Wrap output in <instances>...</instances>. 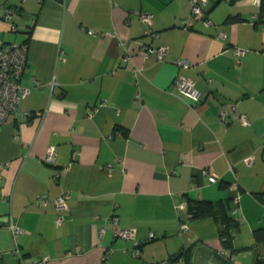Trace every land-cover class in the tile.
Segmentation results:
<instances>
[{"label": "crops", "instance_id": "crops-1", "mask_svg": "<svg viewBox=\"0 0 264 264\" xmlns=\"http://www.w3.org/2000/svg\"><path fill=\"white\" fill-rule=\"evenodd\" d=\"M197 2L207 26L190 0H0L13 10L0 45L27 43L29 89L0 128V264H264V0ZM178 76L200 103L174 90ZM63 193V211L38 203ZM189 198L237 208L229 249L213 218L180 234ZM128 228L134 240L114 235Z\"/></svg>", "mask_w": 264, "mask_h": 264}, {"label": "built area", "instance_id": "built-area-1", "mask_svg": "<svg viewBox=\"0 0 264 264\" xmlns=\"http://www.w3.org/2000/svg\"><path fill=\"white\" fill-rule=\"evenodd\" d=\"M191 5V19L202 21L204 25H208L209 21L205 19L204 13L201 6L197 0H190ZM13 13L12 9H5L0 12V18L4 20H9ZM140 20L149 28L153 23V16L150 13H141L139 15ZM185 26H189L191 23L188 20L184 22ZM12 29H14L12 27ZM86 33L91 37H96L98 35L102 36V33H96L92 30H87ZM150 34V33H147ZM122 45L125 46L126 42L122 41ZM168 48L165 46H160L152 48L150 46H143V55L145 57L154 53L159 60H163ZM237 55H241L243 52L239 49L236 51ZM183 62L177 61V65H182ZM27 68V43H8L0 45V128L7 120L8 116L14 114L22 100L29 93V89L23 88L20 86V78L24 71ZM174 90L180 94L184 99L189 100L193 103H200V92L197 90L195 83L183 76H178L173 81ZM229 109H234L233 106H229ZM228 111L222 110L220 112V119L225 121ZM238 120L241 125H248L247 117L244 114L238 116ZM55 160V150L53 147L48 148L44 161L47 164H52ZM253 158L250 157L247 159V163H251ZM203 175H205L209 182L214 183L216 181V176L210 172L208 169L202 170ZM68 199V194L63 193L62 195L54 198L52 200H45L43 198L38 199L39 204L51 203L58 211H63L65 209L66 200ZM236 203V201L234 202ZM177 209L181 212L186 211V203H181L177 206ZM237 213V208H233V214ZM111 220L114 224L117 223V217H111ZM63 222V217L59 214L56 219V224L59 225ZM3 223L0 222V227ZM9 228L12 233L15 234L18 231V227L14 222H9ZM188 230V224L181 221L179 223V232L184 233ZM114 235L117 238L124 240H134L136 236V231L134 228L128 229H116L114 230ZM149 239L154 238V234H149ZM136 245V243H135ZM111 250L104 254V258H107L111 254ZM140 254L139 249L137 248L134 252V257H138ZM222 256L229 257L228 252L222 250L220 252ZM45 258L42 260L44 261ZM38 264V263H37Z\"/></svg>", "mask_w": 264, "mask_h": 264}, {"label": "trees", "instance_id": "trees-1", "mask_svg": "<svg viewBox=\"0 0 264 264\" xmlns=\"http://www.w3.org/2000/svg\"><path fill=\"white\" fill-rule=\"evenodd\" d=\"M260 18L264 19V3H262ZM184 203H186V211L184 219L182 218L180 222L188 223L190 220L213 218L220 224L219 237L224 248L229 249L231 247L233 237L238 230V220L235 217L236 214L230 215V202H212L189 198ZM257 236H259L258 232Z\"/></svg>", "mask_w": 264, "mask_h": 264}]
</instances>
